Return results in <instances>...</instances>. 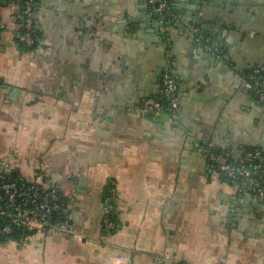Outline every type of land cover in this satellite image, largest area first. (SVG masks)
Wrapping results in <instances>:
<instances>
[{
    "label": "crops",
    "instance_id": "1",
    "mask_svg": "<svg viewBox=\"0 0 264 264\" xmlns=\"http://www.w3.org/2000/svg\"><path fill=\"white\" fill-rule=\"evenodd\" d=\"M149 2L38 0L29 49L21 2L0 0V159L23 179L42 172L81 235L0 238V264H264V99L246 86L264 67V0H168L170 24ZM165 70L177 116L143 108ZM250 146L262 193L208 156Z\"/></svg>",
    "mask_w": 264,
    "mask_h": 264
},
{
    "label": "built area",
    "instance_id": "2",
    "mask_svg": "<svg viewBox=\"0 0 264 264\" xmlns=\"http://www.w3.org/2000/svg\"><path fill=\"white\" fill-rule=\"evenodd\" d=\"M21 2L22 22L16 32L17 40L31 45L35 31V0H19ZM159 1L163 7L165 0ZM4 27L0 19V30ZM264 71L263 66H255L248 74L246 86L257 91L264 99V77L257 78ZM178 81L176 77L165 70L157 95L168 98L165 107L157 95H150L143 101V108L149 111H166L172 116L179 115L180 102L177 96ZM209 158L218 166L223 176L230 181H245L249 190L262 193V164L254 163L248 167L246 162L260 159L261 151L258 148L244 149L240 161L231 159V153L227 150H208ZM261 161V160H260ZM8 160L0 159V236L19 235L20 237L31 233L45 235L53 230L77 233L68 217L58 214L63 207L61 194L57 189L47 186L43 180V173L39 172L33 179L21 178L19 181L9 178ZM115 194L110 189L104 197L103 228L110 231L117 227L113 219ZM106 264H128V256H110Z\"/></svg>",
    "mask_w": 264,
    "mask_h": 264
},
{
    "label": "trees",
    "instance_id": "3",
    "mask_svg": "<svg viewBox=\"0 0 264 264\" xmlns=\"http://www.w3.org/2000/svg\"><path fill=\"white\" fill-rule=\"evenodd\" d=\"M36 1V5H35V8H34V10L36 11V8H37V6H38V0H35ZM20 19H21V22H22V14H21V10H20ZM37 39H38V32H37V29H36V27H35V31H34V33H33V43L31 44V45H27L26 43H24V42H21V44L24 46V47H26V48H33V47H35L36 46V44H37ZM259 77H264V71L260 74V75H258L257 76V78H259ZM153 95H157V92H155ZM157 97L159 98V100L162 102V104L166 107L167 105H168V98L167 97H162V96H159V95H157ZM247 150H252V149H254V147H247L246 148ZM217 150H219V151H221V149H217ZM231 159L233 160V161H237V160H239L240 161V159H241V157H238V158H235V157H233L232 155H231ZM254 163H261L262 164V161H260V159L259 158H257V159H255V160H253V161H251V162H246V165L248 166V167H252L253 165H254ZM262 172V171H261ZM8 177L9 178H13V179H15V180H17V181H19L20 179H21V177L18 175V173H16V172H13V171H9L8 172ZM261 180H262V184H263V176H262V178H261ZM58 214H60V215H62L63 217H65L64 215H66L65 213H64V211H63V207H62V209L61 210H59V212H57ZM113 219H114V216H113ZM115 220V219H114ZM112 230H114V229H112ZM111 231V230H110ZM7 237H12V235H1L0 236V238H7ZM13 237H20L19 235H17V234H15V235H13ZM177 264H186L185 262H178Z\"/></svg>",
    "mask_w": 264,
    "mask_h": 264
},
{
    "label": "water",
    "instance_id": "4",
    "mask_svg": "<svg viewBox=\"0 0 264 264\" xmlns=\"http://www.w3.org/2000/svg\"><path fill=\"white\" fill-rule=\"evenodd\" d=\"M150 8H152L151 13L149 14L150 18L155 21L157 18H163L165 19L166 23H172L175 22V18L172 16V6L169 4L168 0H165V4L163 7H160L159 1L152 2L150 0L149 2ZM155 31V29H150ZM256 97L258 95L256 94Z\"/></svg>",
    "mask_w": 264,
    "mask_h": 264
}]
</instances>
